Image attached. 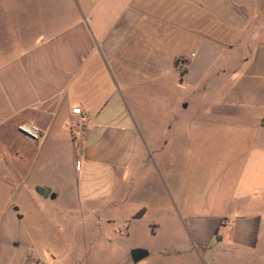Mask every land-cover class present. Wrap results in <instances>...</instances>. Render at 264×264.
I'll return each instance as SVG.
<instances>
[{"label":"crops","instance_id":"crops-1","mask_svg":"<svg viewBox=\"0 0 264 264\" xmlns=\"http://www.w3.org/2000/svg\"><path fill=\"white\" fill-rule=\"evenodd\" d=\"M46 2L0 0V264L41 258L52 264L50 252L53 264H91L66 260L53 242L44 244L45 235L56 239L60 223L75 219L74 231L95 239L103 223L114 221L110 207L122 224L117 234L134 236L144 223L162 238L158 246L131 247L149 251L135 264H264V0H229L228 9L222 0ZM31 3L52 23H30ZM222 23L230 25L229 47L242 53L214 77L228 80L203 108L215 116L197 110L192 124L180 122L225 133L185 136L192 152L181 153L187 165L180 177L167 152L171 141L163 138L174 119L152 134V120L131 114L127 96L159 80L142 65L160 69L175 39L189 46L193 36L197 47L218 41L213 28ZM131 47L137 48L133 69L124 52ZM212 57H184L183 82L203 84ZM179 58L173 57L176 66ZM216 90L203 87L202 94ZM75 106L88 113L81 131L72 126ZM21 123L40 126L45 136L34 140L18 129ZM202 141L213 150L208 171L191 168ZM38 187L51 192L40 194ZM57 199L69 208L49 212L55 224L49 231L45 209ZM88 251L85 246L83 254Z\"/></svg>","mask_w":264,"mask_h":264},{"label":"rangeland","instance_id":"rangeland-1","mask_svg":"<svg viewBox=\"0 0 264 264\" xmlns=\"http://www.w3.org/2000/svg\"><path fill=\"white\" fill-rule=\"evenodd\" d=\"M46 1L47 6L50 7V0ZM36 5L33 3L29 5L30 23H32L34 20H38L40 23H52L50 20L51 16L49 14L39 16L37 12L34 11L35 8L38 7V4ZM229 5V0H222V8L228 9ZM213 31L215 35H212V37L218 41H221L223 45H219L221 42L218 41L208 42L205 40V44L203 43V45H200V47L192 46L194 45V40L193 36H190L191 46H182L183 44L181 43V38L175 39L174 45L167 48V55L162 60L163 62H160V69L153 70V68L149 67L148 65H142L143 68L141 67L142 72L146 71L145 73H149V75H146L147 77L152 79L153 76L157 75V77H160L159 80L150 83L149 79L147 80L148 82H146L144 85L142 84L138 86L137 89H134L131 94L127 96V102L131 109V114L133 113V115L140 120H152L151 126L147 127L149 131H152V134L154 133L160 135L161 122L163 124V122L169 120L172 121V119H174V125L172 126V129L169 130L167 135H165L163 138L167 137L171 141L170 145L167 147V152L170 155L172 153L175 155L171 161L174 162V165L171 167L174 168L175 175L180 174V177L182 176L184 165H187L185 164V160L181 153L189 151V145L191 144L189 143V139H186L187 141L185 140V136H209L208 138H213L215 136H221L225 133V129L223 131L221 128L216 127L215 125L200 127L198 124L194 128L191 125H188V123L192 124V120L198 117L197 110H201L200 112L203 118L208 119L209 117L215 116L213 112L207 111L209 110L208 108H203L217 100L219 93L227 87L228 80L226 78L214 79V77L217 75V72L220 70V68H225V66L229 64L228 60H230L231 56L242 53L241 49L229 47L231 44L230 25L222 23L220 26L213 28ZM206 32L209 33L207 28ZM136 49L137 48L132 47L124 48L125 55H131L126 60V63L129 66L128 68L133 69L138 67V64L134 62ZM196 54H199V56H210L211 58H213L212 56H215L216 59L205 73L207 76L203 84V80H200L196 84L183 82L181 72H184L189 66L187 60L184 57L194 58ZM175 56L181 57L177 61V66L173 61V57ZM127 73H129V71H127ZM203 87H206L210 91L217 89L215 95L208 97L207 95L202 94ZM210 91H207V93ZM186 104H190V107L185 108L184 105ZM183 120H187L188 123H181ZM223 128L225 127L223 126ZM202 143H204V141L200 142L202 155L201 157H198L197 160H195L197 164L191 165V168L196 169L199 166L200 168L202 167V169L208 171L209 166L211 165L208 163V161L213 159V150L208 148L209 145ZM214 144L217 143H213V145ZM195 147H197V143L195 144ZM190 152H192V150H190ZM186 168L185 170L187 171ZM156 169H159L162 171V174H165L164 170H162V167ZM56 202L57 203L54 208L45 209V226L49 229V231H52L51 227L55 226V224L52 222L53 219L51 217L50 218L52 220L49 218V212L55 209L56 211L63 213L67 210V208H69V205L64 199H57ZM108 209L111 214L114 215V221L105 224L103 223L102 229L96 231L97 237L95 239L91 240L90 235L87 236L88 238L83 239L87 234H82L81 231L78 233L77 231H74L79 229L78 224H76L75 227L74 223L76 222H73L75 219H67L66 222H61V227L56 230V233H58L59 237L53 240L52 234L54 233L46 234L44 244L47 245L48 243L53 242L56 248H58L56 251L58 253H63V257H65V259L68 261L77 257L79 260H87V262L91 264H135L129 252L131 247L134 245L150 247L152 245L158 246L161 244L162 238L152 235L149 231L147 232V225L144 223L138 224L139 229L137 233L134 234V236L127 237L117 234L116 231L118 232L119 228L122 227V224L118 219L119 213L116 207H110ZM58 217H55V220H57ZM106 224L109 227H107ZM85 246L89 247L87 255L83 254ZM70 247L72 248V253L68 249ZM49 254L51 258H49V260L53 264V252H50Z\"/></svg>","mask_w":264,"mask_h":264},{"label":"built area","instance_id":"built-area-1","mask_svg":"<svg viewBox=\"0 0 264 264\" xmlns=\"http://www.w3.org/2000/svg\"><path fill=\"white\" fill-rule=\"evenodd\" d=\"M72 112L76 115V120L73 122L72 126L75 130L81 131L88 122V113L82 108V106L73 107ZM18 129L23 133H28L31 138L37 141L45 136V131L36 124L21 123L18 125ZM223 222L225 221L223 220ZM36 264H49V261L41 258Z\"/></svg>","mask_w":264,"mask_h":264},{"label":"water","instance_id":"water-1","mask_svg":"<svg viewBox=\"0 0 264 264\" xmlns=\"http://www.w3.org/2000/svg\"><path fill=\"white\" fill-rule=\"evenodd\" d=\"M24 134L31 137L26 132H24ZM37 190L40 194H46V195L50 194V192H51L50 188H47V187H38ZM52 196L55 197V193H53ZM148 254H149V251L143 247H135V248L131 249V251H130L131 258H132L133 262H135V263L139 262L141 259H143Z\"/></svg>","mask_w":264,"mask_h":264},{"label":"trees","instance_id":"trees-1","mask_svg":"<svg viewBox=\"0 0 264 264\" xmlns=\"http://www.w3.org/2000/svg\"><path fill=\"white\" fill-rule=\"evenodd\" d=\"M182 73H184V72H182Z\"/></svg>","mask_w":264,"mask_h":264}]
</instances>
